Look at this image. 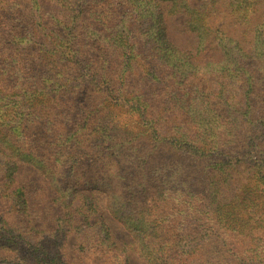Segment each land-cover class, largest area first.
I'll list each match as a JSON object with an SVG mask.
<instances>
[{
	"label": "trees",
	"instance_id": "obj_1",
	"mask_svg": "<svg viewBox=\"0 0 264 264\" xmlns=\"http://www.w3.org/2000/svg\"><path fill=\"white\" fill-rule=\"evenodd\" d=\"M59 2L64 16H52L47 21L42 28L47 31L42 42L33 40L39 33L34 27L27 33L12 30L7 48L0 49L9 53L14 46H29L23 58L19 53L9 60H0L7 77L14 79L12 85L5 84L7 77L0 79L5 87L0 89V135L7 136L5 128L19 130L23 135L29 127H22L23 124L42 121L48 141L79 144L84 149L88 148L84 144L92 141L98 156H63L61 161L55 156L58 168L71 183L65 193L51 178L53 170L47 174L57 193L52 201L62 210L50 228L33 223L24 186H13L18 163L33 164L35 156L29 158L30 154L24 151V156H19L21 152L14 154L10 150L0 159V262L87 264L80 253L91 240L102 250L114 249V255L125 257L124 249L115 248L94 202L85 204L83 209L72 206L81 192L97 190L106 194L113 213L133 212V224L142 234L141 251L148 264H211L205 253L208 239L205 242L197 234L206 226L204 231L210 230L212 204L216 200L210 188L212 177L206 173L204 187H196L198 180L191 174L183 175L181 166L175 172L176 162L171 161L172 169L163 164L166 156L162 150L167 146L184 151L189 155L186 158L197 162L199 159L207 172L219 167L227 169L226 161L233 156H264V69L250 58L252 51L245 53L235 40L217 29L211 35L223 58L206 65H217L226 80L215 90L210 89V99L202 91V80L196 83L187 74L178 75L177 62L189 71L199 67L173 47L156 50L157 55L165 54L164 61L167 56L175 58L163 63L168 69L164 74L157 72L148 63L149 57L135 47L137 42L132 44L130 40L120 44L121 48L126 45L125 50L114 49L115 60L106 57L101 65L95 54L105 52V47L97 45V39L86 40L76 29L75 16L66 8L69 0ZM183 7L189 18L196 19L199 12L188 10L187 4ZM14 10L13 0H0L2 21L11 19ZM3 15H8L6 20ZM4 22L0 21V32ZM110 41L111 38L106 48L113 50ZM262 60L264 67V55ZM144 79L154 97L142 92L140 82ZM84 86L97 96L87 106L75 102V95ZM210 118L217 119L220 125L213 126ZM0 141L5 144L1 136ZM202 156L211 158L205 160ZM36 159L44 162L41 156ZM262 170L258 172L264 173ZM259 179L264 181V174ZM180 183L184 190H178ZM166 228L174 236L171 241L163 238ZM70 236L76 240L71 251L74 254L69 253ZM98 262L101 263L100 256ZM123 264H129L127 257Z\"/></svg>",
	"mask_w": 264,
	"mask_h": 264
},
{
	"label": "rangeland",
	"instance_id": "obj_2",
	"mask_svg": "<svg viewBox=\"0 0 264 264\" xmlns=\"http://www.w3.org/2000/svg\"><path fill=\"white\" fill-rule=\"evenodd\" d=\"M13 1L16 10L10 16L11 19L6 18L9 14L3 15L4 20L7 19L5 22L0 19L2 23L4 22V30L0 32V49L7 48L6 44L10 40L9 34L12 30L27 33L32 27L39 32L38 37L33 39L39 44L43 41L42 35H46L47 31L42 28L47 26V21L52 16H64V9L59 0ZM254 2L256 3L253 5ZM183 4L188 5V10L195 9L199 12L196 13V19L189 18V12L184 10ZM237 5H239L238 8ZM66 8L70 10L72 16H75L74 26L80 34L86 36V40L88 38H91V41L97 39V45L101 48L105 47V52L101 50L95 54L98 64L102 65L106 57L108 60H115L114 49L125 50L126 45L121 48L120 44L125 40H130L132 44L137 42L135 47L149 57L148 63L156 67L157 72L164 74L168 69L163 63L172 62L175 58L167 56V60L164 61L165 54L157 55L156 50L173 47L176 51L185 53L190 61L199 67L189 71L180 65L181 62H177L178 75L187 74L189 80L192 78L196 83L202 80L204 82L202 91L209 99L210 89L213 87L212 90H215L220 82L226 80L225 73L217 65L214 64V68L211 64L206 65L209 62L217 63L223 58V53L218 50L216 41H213L211 35L216 32L215 29L235 40L245 50V53L252 51L249 53L252 54L250 58L256 60L261 70L264 69L262 67L264 0H69ZM258 24L263 25L262 28L259 29L261 25L257 28ZM48 27L55 31L54 26L49 25ZM109 38H111L110 44L113 50L106 48ZM37 44L34 47H37ZM28 49L29 46L23 49L14 46L9 53L5 51L6 49L0 50V60H9L10 57L14 58L19 53H21L20 58H23ZM190 73H192L191 76ZM8 75L0 63V79ZM145 81L144 79L140 82L142 92L146 95L150 94V98L154 97L155 93H152L153 90ZM13 82L14 79L9 76L5 84L12 85ZM0 84L3 85L0 89H4V83L0 81ZM92 92L90 87L84 86L75 95V102L82 106L91 104L97 100V96ZM211 109L213 108L210 107L208 110L213 114ZM119 120H123V117ZM209 120L213 126L220 125L217 119L210 118ZM219 121H221L220 118ZM25 125L29 127L24 130L23 135L19 134V130L14 132L8 128L4 129L7 136L0 135L3 140L5 139V144L0 141V159L12 152L10 150H14V154L21 152L19 156H24L23 151L30 154L29 158L35 156L32 159L36 160L33 164L18 163L13 186H24L23 192L32 212L33 223L40 227L50 228L54 226L55 218L61 215L62 210L52 201L57 193L48 175L53 170V175L50 174L51 178L64 188L65 193L69 191L67 184L71 183V179L65 175V172L58 168L59 164L56 163L55 156L61 161L64 160L63 156H77L83 159L98 155L94 154L96 149L92 141L84 144L88 146L87 149L79 144H64L61 141L53 143L47 140L42 121L34 125L25 123L22 127ZM13 129L17 130L15 127ZM237 129L238 124L236 123ZM162 152L166 156L163 164L172 169L171 161L176 162L175 172L179 171L181 166L183 175L191 174L198 180L196 187H204L206 173H210L212 177L210 188L216 196L212 204L213 218L209 224L212 233L210 230L204 231V228H208L206 226L200 228L197 234L205 242L208 239V252L205 253L211 259V264H264V181L259 179V176L264 174L261 173L264 169V156H233L230 161H226L227 169L219 167L207 172L208 170L203 168L204 165L199 159L197 162L186 158L185 156L189 155L184 151L168 149L166 146ZM36 156H41L44 162H37ZM202 158L207 160L211 157L202 156ZM259 170L261 172H258ZM177 187L179 191L184 190L183 183ZM90 202L97 205L98 214L108 226L115 248L124 249L122 256L127 257L128 263L148 264L146 254L141 251L142 234L133 224V212L113 213L108 208L106 194L97 190L81 192L73 199L72 206L78 208L83 206V209L87 206L85 204H90ZM163 238L171 241L174 236L166 228ZM75 242L74 237L70 236V254H74L71 251ZM85 248L80 256L81 260L87 264H123L125 257L119 258L114 255V249L102 250L94 240L89 241ZM99 256L101 263L98 262Z\"/></svg>",
	"mask_w": 264,
	"mask_h": 264
}]
</instances>
